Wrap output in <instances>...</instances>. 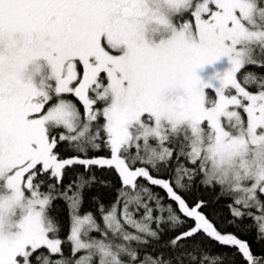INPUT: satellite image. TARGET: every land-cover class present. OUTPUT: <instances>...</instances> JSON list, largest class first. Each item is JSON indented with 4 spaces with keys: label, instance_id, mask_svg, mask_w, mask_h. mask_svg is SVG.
I'll return each instance as SVG.
<instances>
[{
    "label": "rangeland",
    "instance_id": "374dc122",
    "mask_svg": "<svg viewBox=\"0 0 264 264\" xmlns=\"http://www.w3.org/2000/svg\"><path fill=\"white\" fill-rule=\"evenodd\" d=\"M80 1L46 0L34 15L21 12L19 16L27 28L25 40L40 36L41 41L46 34L50 42L55 40L59 58L52 59V65L44 64L51 62L47 46H24L21 50L19 44L12 52L17 56L24 53V62L32 59L30 71L25 73L23 68L16 72V66L8 72L0 65L4 79L9 80L8 74L14 73L12 79L24 85L25 108L15 113L17 119L26 115L25 124L35 139L19 151L14 149L15 141L0 138V264H28L29 253L40 246L59 249V242L48 237L46 198L22 194L25 159L39 157L42 152L44 165L56 173L62 166L48 155L51 142L47 126L62 124L75 131L82 120L66 101L30 120V115L48 102L51 89L84 98V106L93 87L98 100L110 96V104L102 113L108 124L112 156L98 161L113 165L125 177L144 175L168 187L166 181L151 178L144 168H129L120 151L130 143L134 126L138 136L151 134L161 140L167 129L185 127L193 140V154L199 157L205 153L212 177L231 184L242 198L240 203L254 204L256 192L264 193V95L248 94L236 81L245 60L253 59V46L264 47L262 13L247 0H99L105 5L95 0L86 6ZM77 3L79 6L72 8ZM113 3L130 7L135 16L125 18L115 6L109 8ZM193 3L194 23L177 26L176 15ZM102 72L106 87L98 83ZM37 94L38 102L33 100ZM96 102L91 97L84 108L87 122L97 115ZM144 116L153 119L151 129ZM195 216L197 229L239 247L249 256L243 240L220 233L197 210ZM109 222L116 230L117 223L111 218ZM84 229H95V224L89 217H75L71 233L74 248H96L102 259L111 260L107 245L80 237ZM87 263V258L78 260V264Z\"/></svg>",
    "mask_w": 264,
    "mask_h": 264
},
{
    "label": "trees",
    "instance_id": "16d2710c",
    "mask_svg": "<svg viewBox=\"0 0 264 264\" xmlns=\"http://www.w3.org/2000/svg\"><path fill=\"white\" fill-rule=\"evenodd\" d=\"M247 1L262 13L261 26L264 27V0ZM82 2L86 6L96 1ZM196 3L176 15L177 26L194 23ZM116 4H109V8ZM76 24L83 26L82 22ZM47 36L40 44L42 49L47 46L53 63L52 59L58 60L59 52L55 40L50 42ZM31 60L23 62L16 72L23 68H26L25 73L30 71ZM236 81L248 94L264 95L263 46H253V59L245 60L236 73ZM98 83L107 86L105 72L99 75ZM94 88L88 98L97 101L94 106L97 115L91 122L83 115L84 108L89 106L87 99L85 104L88 105L84 106V98L69 92L55 93L54 89L40 111L30 115L33 117L30 120H36L38 114L66 101L76 108L82 120L75 131L62 124L47 126V138L51 142L48 155L54 163L62 164L59 173L42 163V152L35 158L22 156L27 164L23 165L22 194L30 197L35 193L36 197L46 198L48 237L59 242L58 251L46 246L33 250L28 264H78V260L84 258L88 259L87 264H264V193L256 192L254 204L240 203L242 198L231 184L212 177L211 163L205 153L201 152L199 157L193 154V140L185 127L175 131L167 129L161 140L151 134L138 136L134 126L130 143L123 145L120 151L129 168H144L151 178L166 181L168 187L144 175L125 177L113 165L100 163L99 159L112 156L108 124L102 113L110 104V96L106 94L98 100ZM33 100L38 102V94ZM241 114L245 117L243 112ZM144 117L151 129L153 119ZM10 139L15 141L14 136ZM196 210L220 233L233 234L243 240L249 256L239 247L197 229ZM75 217H89L93 221L95 229L88 232L84 229L80 237L107 245L111 260L102 259L96 248H74L71 233ZM109 218L117 223L116 230ZM18 260L23 262L24 259L18 256Z\"/></svg>",
    "mask_w": 264,
    "mask_h": 264
},
{
    "label": "flooded vegetation",
    "instance_id": "af4514ba",
    "mask_svg": "<svg viewBox=\"0 0 264 264\" xmlns=\"http://www.w3.org/2000/svg\"><path fill=\"white\" fill-rule=\"evenodd\" d=\"M45 1L46 0H0V65L4 70L8 69L9 72L12 68L22 65L24 62L22 61V59H24V53H21V56H17L12 52L15 47H19L16 44L21 45V50L25 49L24 46H37L41 48L40 42V45L35 44L36 40L40 41V36H34L33 38L28 36L30 42H28V39L25 40V35L27 37V32L25 30H27V28L24 26L22 20L19 19V16L21 12L32 13V15H34L35 12H39L41 6L45 4ZM33 7L36 11H34V9L32 10ZM116 8L122 14L125 9H131L130 7L121 6V4H117ZM32 39L34 40L32 41ZM13 64H15V66ZM44 64L52 65L51 62L50 64L44 62ZM1 71L3 70L0 69V138L2 139L1 136L4 138H13L14 136L16 142L15 149L20 151L24 149L25 145H29L34 138L30 129L25 124L27 117H22L19 120L15 113L16 110L20 111L25 108L27 100L25 96L23 97L24 85L23 87L17 85L20 82L19 80L12 79V75H8L9 80L4 79ZM51 94L47 96L49 97Z\"/></svg>",
    "mask_w": 264,
    "mask_h": 264
},
{
    "label": "water",
    "instance_id": "95a60500",
    "mask_svg": "<svg viewBox=\"0 0 264 264\" xmlns=\"http://www.w3.org/2000/svg\"><path fill=\"white\" fill-rule=\"evenodd\" d=\"M123 14H124V17H126V18H131L133 16V12L130 9H125L123 11Z\"/></svg>",
    "mask_w": 264,
    "mask_h": 264
},
{
    "label": "bare ground",
    "instance_id": "6f19581e",
    "mask_svg": "<svg viewBox=\"0 0 264 264\" xmlns=\"http://www.w3.org/2000/svg\"><path fill=\"white\" fill-rule=\"evenodd\" d=\"M61 243V242H60Z\"/></svg>",
    "mask_w": 264,
    "mask_h": 264
}]
</instances>
